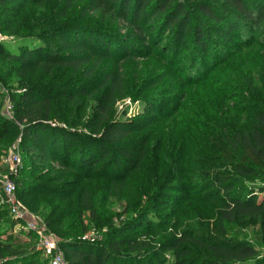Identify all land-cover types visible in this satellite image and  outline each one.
<instances>
[{
    "label": "trees",
    "instance_id": "trees-1",
    "mask_svg": "<svg viewBox=\"0 0 264 264\" xmlns=\"http://www.w3.org/2000/svg\"><path fill=\"white\" fill-rule=\"evenodd\" d=\"M7 1L11 0H0V11L8 10L4 6ZM45 1L23 0L22 6L31 4L39 8ZM77 2H82L80 18H67ZM18 3L0 28L2 32L3 29L14 31L19 38L27 40L14 51L0 49V81L8 82L17 77L19 82L25 78L26 85L22 91H11L9 101L14 120L0 114V140L11 128L22 124L21 144L33 162H52L60 169L86 178H91L90 171L97 164L95 171L100 173L113 167L112 175L123 164L133 165L135 155L128 144L134 138L128 137L140 127L132 122L106 121L101 128L85 134L71 123L61 121L53 114L52 101L66 98L71 103L86 89L74 86L71 90L70 78L56 83L54 78L59 69L69 71L71 76L79 73L91 79L94 74L92 67L88 68L91 58L118 60L122 55L124 60L153 45L161 46V55L166 58L170 52L178 55L186 48L189 51L187 65L191 68L198 64L197 73H201L204 60L218 57L219 47L226 42L242 36L245 39L240 40L241 45H245L246 40L252 43L255 37L264 44V0H63L56 16L32 21L26 16L19 20L12 13L21 10ZM91 13L120 24L126 30L125 38L88 22L85 18ZM129 38L139 41L145 48L130 45ZM106 80L108 91L95 105L98 119L102 121L106 118L101 115L107 116L118 86L117 76L109 74ZM253 118L248 129L208 135L205 157L195 170L198 172H194L204 183V198L218 206L221 223L251 219L264 224V110L256 112ZM51 119L56 124H51ZM60 121L65 126L60 125ZM93 126L85 127L92 129ZM142 151H137L139 157ZM52 169L55 170V166ZM62 179L59 176L52 183L30 185V190L62 198L65 192L61 193V186L55 184ZM82 201L84 208L93 213L94 208L85 194H82ZM4 216L0 211V264H48L46 256L40 260L43 252L17 247L3 238ZM149 221L147 214H139L126 228L133 229L132 234H124V228H114L105 232L101 240L90 242L72 232L71 236H64L63 222L58 216L46 218L49 227L60 236L58 246L69 264H163L166 261L160 259L163 252H170L174 257L172 264L264 262L263 256L260 257L246 240L229 239L219 234L211 236L204 229L178 231L171 218L154 220L152 225ZM154 230L158 237L155 232L152 234Z\"/></svg>",
    "mask_w": 264,
    "mask_h": 264
},
{
    "label": "rangeland",
    "instance_id": "rangeland-1",
    "mask_svg": "<svg viewBox=\"0 0 264 264\" xmlns=\"http://www.w3.org/2000/svg\"><path fill=\"white\" fill-rule=\"evenodd\" d=\"M16 3L22 8L12 13L19 20L26 16L29 21L56 16L63 6V0H46L39 8L31 4L22 6L23 0L7 1L4 6L8 10L0 11V24L8 18L10 11H14ZM81 5L82 2L74 4L67 18L79 19ZM85 19L122 35V38L126 36V30L120 24L108 18L102 19L99 14L91 13ZM3 36L5 39L0 42V49L5 51H14L27 40L4 29ZM241 39L245 37L240 36L239 40L220 46L218 57L204 60L201 73H197L198 64L191 68L187 65L189 51L186 48H182L178 55L170 52L166 58L161 55V46L153 45L151 49L124 60L122 55L118 60L91 58L88 66L94 70L91 79H85L79 73L71 76L69 71L59 69L54 78L56 83L61 84L70 78L71 90L74 86H82L86 92L75 96L71 103L66 98L52 101L53 114L85 134L101 128L106 121L136 124L140 128L128 137L134 138L128 146L135 155V162L133 165L125 162L114 175L113 167L106 169L105 173L95 171L97 164L90 171L91 178H86L60 169L52 162H33L21 144L22 124L11 128L8 135L0 140V173L8 170L4 159L9 152L17 151L21 162L18 173L11 178L16 184L15 197L26 215L22 218L11 213L0 181V211L5 213L3 238L14 242L17 247L43 252L44 239L57 244L60 240V236L47 224V217L58 216L62 220L64 236H71L72 232L74 236L94 242L114 228H124V234H132L133 229H126L130 220L139 214H147L150 225L156 220L171 218L178 231L184 228L204 229L211 236L219 234L229 239L246 240L264 258V224L251 219L221 223L218 206L204 198V183L195 175L205 157L208 135L221 134L224 130L248 129L253 124L254 114L264 110V44L255 37L252 43L246 40V44L241 45ZM128 43L145 48L132 38ZM109 74L117 76L118 86L107 116L101 115V118H106L102 121L98 119L95 105L108 91L105 81H108ZM16 79L0 81V114L9 120H14L13 109L6 112V103L12 92L22 91L26 85L25 78L19 82ZM61 121L60 125L65 126ZM49 122L56 124L54 119ZM88 124H93V128L86 129ZM141 148L143 154L140 153L142 157H139L137 151ZM54 166L55 170L52 169ZM95 172L100 175H94ZM59 176L63 181L55 184L61 186V193L65 192L62 198L30 190V185L52 183ZM82 194L90 201L93 213L84 208ZM29 220L35 228L31 227ZM154 232L158 237L157 231H152V234ZM160 256L166 260L163 264L173 263L174 257L170 252L160 253ZM43 258L44 253L40 260ZM231 264L258 262L249 260Z\"/></svg>",
    "mask_w": 264,
    "mask_h": 264
},
{
    "label": "built area",
    "instance_id": "built-area-1",
    "mask_svg": "<svg viewBox=\"0 0 264 264\" xmlns=\"http://www.w3.org/2000/svg\"><path fill=\"white\" fill-rule=\"evenodd\" d=\"M5 39L3 32L0 28V42ZM12 105L10 101L6 103V112H10ZM21 162L20 155L17 151L12 150L9 152L8 156L4 159V165L8 168L7 172L0 173V181L2 188L6 196L8 197L7 203L9 204L11 213L16 217L25 218V212L22 210V205L15 197L16 184L15 180L11 176L18 173V166ZM2 175V176H1ZM30 221V220H29ZM27 221V222H29ZM31 227L35 228L30 221ZM43 253L48 259V264H69L59 248L58 244L48 238L43 241Z\"/></svg>",
    "mask_w": 264,
    "mask_h": 264
}]
</instances>
